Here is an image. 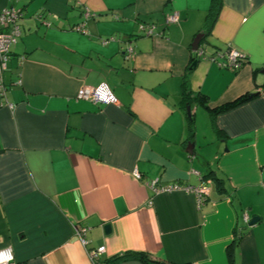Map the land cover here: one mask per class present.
<instances>
[{"label": "crops", "instance_id": "1", "mask_svg": "<svg viewBox=\"0 0 264 264\" xmlns=\"http://www.w3.org/2000/svg\"><path fill=\"white\" fill-rule=\"evenodd\" d=\"M213 6L0 0L21 11L0 69V248L18 264H93L88 252L100 246L99 261L141 253L165 264H264V0ZM85 10L87 34L72 29ZM171 11L178 20L166 24ZM228 46L244 55L237 70L219 66ZM101 83L115 104L76 98ZM246 93L255 95L212 124L210 109ZM152 181L203 182L208 196L198 206Z\"/></svg>", "mask_w": 264, "mask_h": 264}, {"label": "built area", "instance_id": "2", "mask_svg": "<svg viewBox=\"0 0 264 264\" xmlns=\"http://www.w3.org/2000/svg\"><path fill=\"white\" fill-rule=\"evenodd\" d=\"M90 16L88 10L84 11L83 20L75 24L72 29L83 34H87L88 31L85 27V20ZM21 17V11L14 8H0V69L5 70L7 68L8 53L17 44L21 29L19 20ZM178 20V13L171 11L165 16V23H175ZM154 26L152 24L141 25V30L151 34ZM112 39V38H109ZM131 47L126 48V52L131 53ZM197 55H201V51H197ZM222 60L219 62V66L230 70H237L242 65V59L244 55L237 50L228 46L223 52L219 53ZM76 98L89 101L94 104H115L117 99L112 94L110 89L105 83L98 84L97 86H81L76 93ZM134 176L140 178V175L135 170ZM151 186L154 191L157 192H174L182 190L190 193L194 196L196 204L199 206L208 196V187L203 182L197 185H182L179 183H172L163 186L155 187V181L151 182ZM247 221V216H244ZM85 226H78L75 229V233L80 241L85 244L86 240L84 234L86 231ZM104 251V247L100 246L96 249L88 252L93 264H95L98 255ZM0 264H18L14 259L12 249L9 246L0 248Z\"/></svg>", "mask_w": 264, "mask_h": 264}, {"label": "trees", "instance_id": "3", "mask_svg": "<svg viewBox=\"0 0 264 264\" xmlns=\"http://www.w3.org/2000/svg\"><path fill=\"white\" fill-rule=\"evenodd\" d=\"M213 5H214L213 6L214 11H215V9L217 10L218 6L220 5V0H213ZM10 54H11V51L8 53V60H9ZM244 61L245 60L242 59V64L244 63ZM254 95H255L254 93H246V94H243V95L237 97L233 101L228 102L227 104H224V105H222L220 107H217V108L210 109L211 116H212L211 117L212 124L214 123L215 116L218 113L225 112V111H227V110H229V109H231V108H233V107H235V106H237V105L249 100ZM201 97H203V96H200L197 99H198V101H200V103H202L204 105L203 99ZM180 102H181L180 105H181L182 109L186 108L187 105H190V95L186 92L185 88H184V90H183V92H182V94L180 96ZM188 120H189V124L191 125L192 117H188ZM213 180H214V183H215L216 187L219 190H223L224 189L223 180L220 177L214 176ZM132 257L133 258H138L144 264H165V263H162V262L153 261V260L149 259L146 255L141 254V253H125V254H121V255H115V256H112L110 258L104 259L103 261H99L97 259L95 264H116L119 261L126 260V259L132 258Z\"/></svg>", "mask_w": 264, "mask_h": 264}, {"label": "water", "instance_id": "4", "mask_svg": "<svg viewBox=\"0 0 264 264\" xmlns=\"http://www.w3.org/2000/svg\"><path fill=\"white\" fill-rule=\"evenodd\" d=\"M193 47H194V49H197V48H198V41H195V42H194ZM194 63H195V62H193V64H194ZM186 112H187V115L190 116V105H187V106H186ZM190 146H192V145H190ZM188 151L191 152L190 148H188ZM257 220H258V217H256V216H255V217H252V218L249 220L248 224H249V225L254 224ZM105 229H106L107 231H109V230H108V229H109V226L106 225V226H105ZM107 231H106V232H107Z\"/></svg>", "mask_w": 264, "mask_h": 264}]
</instances>
